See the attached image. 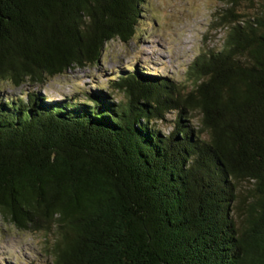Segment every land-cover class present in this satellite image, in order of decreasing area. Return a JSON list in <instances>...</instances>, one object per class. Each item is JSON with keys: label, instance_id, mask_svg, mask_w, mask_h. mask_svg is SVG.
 <instances>
[{"label": "trees", "instance_id": "16d2710c", "mask_svg": "<svg viewBox=\"0 0 264 264\" xmlns=\"http://www.w3.org/2000/svg\"><path fill=\"white\" fill-rule=\"evenodd\" d=\"M224 1L190 87L127 69L48 100L3 85L99 66L147 0H0V219L53 231L52 264H264V0Z\"/></svg>", "mask_w": 264, "mask_h": 264}, {"label": "rangeland", "instance_id": "374dc122", "mask_svg": "<svg viewBox=\"0 0 264 264\" xmlns=\"http://www.w3.org/2000/svg\"><path fill=\"white\" fill-rule=\"evenodd\" d=\"M262 0H238L237 11L254 15ZM228 5L224 0H147L142 9L135 38L128 43L113 39L106 44V61L93 68H75L65 74L49 78L43 84H24L5 91L24 95L38 91L48 100H57L90 87L110 90L109 75L127 69L153 72L174 82L190 87L186 70L201 51L219 49L225 28L218 27L219 11ZM115 100H124L113 92ZM174 113L158 122L162 131L171 129ZM240 209L234 210L238 217ZM56 239L53 231H20L9 221L0 219V264H52V257L45 248Z\"/></svg>", "mask_w": 264, "mask_h": 264}]
</instances>
